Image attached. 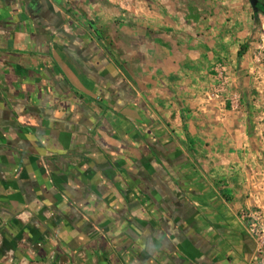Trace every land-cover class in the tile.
<instances>
[{"label":"crops","instance_id":"1","mask_svg":"<svg viewBox=\"0 0 264 264\" xmlns=\"http://www.w3.org/2000/svg\"><path fill=\"white\" fill-rule=\"evenodd\" d=\"M215 13L0 0V264H264Z\"/></svg>","mask_w":264,"mask_h":264},{"label":"rangeland","instance_id":"2","mask_svg":"<svg viewBox=\"0 0 264 264\" xmlns=\"http://www.w3.org/2000/svg\"><path fill=\"white\" fill-rule=\"evenodd\" d=\"M199 5L215 8L217 23L221 21L217 27H223L231 36L228 56L219 57L217 71L213 72L217 84L224 86L214 100L224 109L218 112L217 108L215 118L229 121L226 133L237 139L238 149L241 146L245 153L240 163V158L232 159L242 164L241 180L251 202L242 216L247 227L254 224L259 230V245L264 252V16L258 13L256 23L248 0H199ZM242 45L246 50L238 58Z\"/></svg>","mask_w":264,"mask_h":264},{"label":"trees","instance_id":"3","mask_svg":"<svg viewBox=\"0 0 264 264\" xmlns=\"http://www.w3.org/2000/svg\"><path fill=\"white\" fill-rule=\"evenodd\" d=\"M258 10L259 13H261L264 16V0H259L258 3ZM258 13H253L252 14V19L257 23L258 22V17H257ZM246 50V45H242L240 46L239 50L237 51V57L240 58L243 56L244 52Z\"/></svg>","mask_w":264,"mask_h":264},{"label":"built area","instance_id":"4","mask_svg":"<svg viewBox=\"0 0 264 264\" xmlns=\"http://www.w3.org/2000/svg\"><path fill=\"white\" fill-rule=\"evenodd\" d=\"M247 231H248V234L259 243L262 237L260 235L259 230L255 228L254 224L248 225Z\"/></svg>","mask_w":264,"mask_h":264},{"label":"water","instance_id":"5","mask_svg":"<svg viewBox=\"0 0 264 264\" xmlns=\"http://www.w3.org/2000/svg\"><path fill=\"white\" fill-rule=\"evenodd\" d=\"M248 2L250 4V7H251L253 13H259V10H258L259 0H248Z\"/></svg>","mask_w":264,"mask_h":264}]
</instances>
